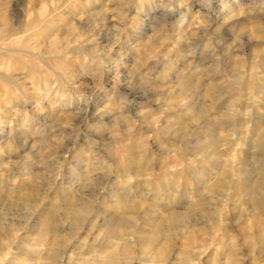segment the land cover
Masks as SVG:
<instances>
[{
    "label": "rangeland",
    "instance_id": "obj_1",
    "mask_svg": "<svg viewBox=\"0 0 264 264\" xmlns=\"http://www.w3.org/2000/svg\"><path fill=\"white\" fill-rule=\"evenodd\" d=\"M16 1L0 0V21L6 22L0 35L15 23ZM23 7L22 18L30 20L28 0ZM153 7L150 0L127 7L118 0H66L47 22L54 30L45 40L31 42L28 33L0 42V79L11 81L0 80V264H264L261 33L251 26L243 31L250 22L232 0H224L223 10L222 0H214L207 36L200 30L179 39L170 28L154 43L159 50L152 58L142 46L144 13ZM178 8L206 11L195 0ZM76 24L85 26L87 40L75 33V47L48 53L50 43ZM241 32L243 43H234ZM94 51L106 65L102 80L89 75ZM138 52L148 57L144 71L165 88L166 101L137 118L135 150L129 152V144L122 152L89 157L91 142L83 137L71 153L58 147L59 123L50 111L57 80L67 76L92 97L88 123L111 127L117 115L105 110L111 93L91 86L111 89L117 71L134 69ZM21 85L29 117L42 108L40 119L48 118L39 136H33L35 123L22 134L15 105L5 103ZM37 140L47 142L43 149L33 148Z\"/></svg>",
    "mask_w": 264,
    "mask_h": 264
},
{
    "label": "clouds",
    "instance_id": "obj_2",
    "mask_svg": "<svg viewBox=\"0 0 264 264\" xmlns=\"http://www.w3.org/2000/svg\"><path fill=\"white\" fill-rule=\"evenodd\" d=\"M113 2V0H110ZM143 0H135V3H142ZM154 5L148 12L144 13L143 28L147 29L144 32L143 39L145 41L143 48H147L152 51V58L156 57V52L159 50L154 47V43L158 42L161 38H167L168 30L174 28L177 31L174 33L179 39H183L189 32L193 35L200 30H203L205 36L208 34V29L211 27L209 20L213 14L212 4L214 0H195L196 4L201 6L195 14L191 13V9L180 11L178 6H182L185 0H167L165 4L164 0H160L157 5L156 0H150ZM239 8L244 9L245 18L250 22L246 25L243 31H248L249 26L256 28L261 33V40H264V0H232ZM118 3L127 7L128 4L133 3V0H118ZM222 0V8L223 10ZM42 8L48 7L47 4L42 3ZM254 8V12H250L249 9ZM158 13V14H157ZM178 13V14H177ZM192 15L191 22L189 23V16ZM104 15L103 10L96 13L97 17ZM207 17V19H205ZM252 21H260V23H251ZM123 22V21H121ZM185 25H188L185 28ZM183 30V31H181ZM195 30V31H194ZM229 33H232L233 28L229 27ZM90 34V33H89ZM241 33L235 34L234 43H243L240 40ZM81 39L87 40V37ZM91 43L92 41H88ZM80 43V40H77ZM210 38L205 47H210ZM69 47H75V45H69ZM141 49V50H142ZM79 51V50H78ZM97 55L95 63V71L89 73L96 79L97 77L102 80L100 70L106 67L103 60L99 59V55L95 51L92 53ZM189 55H195V52L191 49L188 52ZM86 59V58H85ZM147 59L138 52L135 67L127 75L121 74L117 71L112 88L108 89L101 83H94L91 87L94 91H103L108 95L109 103L106 105L105 110H109L117 115L114 117V122L111 127H99L97 124L88 123L89 113L91 112L92 97L80 89V86L72 84L68 80L67 76L63 79H58L57 84L60 85V89L57 91V97L54 102H51V114L57 116L59 123L58 128H54L56 135L53 137L58 147L65 148L66 152L71 153L74 151L76 144L81 137L85 139V142H91V151L88 153L89 157H96L108 153L112 154L113 151L119 149L121 152L123 149L129 147V144L133 145V148L129 149V152L135 150V141L131 138V133L135 130L138 124V117H144L151 114V106L153 104L160 105L166 101L164 96L165 88L153 85L149 78V73L144 71L147 68ZM218 59V57L216 58ZM210 68H214V65H210ZM59 71V69H57ZM63 75V74H62ZM139 78V82H137ZM157 79H163L164 77L158 76ZM53 79H56L53 77ZM124 88L125 91H120ZM51 96L49 91L45 95L47 100ZM28 92L21 85L19 89L11 90V99L5 101L9 107H13V111L20 116V122L18 128L22 130V134L31 131V125L35 123L37 125L36 131L33 132V136L41 135L43 128L47 127V117L41 120L40 117L45 111L42 108L37 109V114L29 117L26 105L29 103ZM57 110H59L57 112ZM101 109L97 108L93 116L98 114ZM65 112L68 114L65 116ZM60 117H64L60 120ZM127 138V142H126ZM147 139V138H145ZM47 142L44 140H37L33 148H42ZM142 143V142H141ZM46 151V150H45ZM127 156L128 153H123ZM43 159V152H42ZM50 160H56L55 156L49 158ZM62 163L57 161V164ZM111 164L108 165L110 169Z\"/></svg>",
    "mask_w": 264,
    "mask_h": 264
},
{
    "label": "bare ground",
    "instance_id": "obj_3",
    "mask_svg": "<svg viewBox=\"0 0 264 264\" xmlns=\"http://www.w3.org/2000/svg\"><path fill=\"white\" fill-rule=\"evenodd\" d=\"M28 3L30 5V8L28 10V19L27 21L22 18V14L24 11L22 10V7L25 5V0H17L13 4V10L15 13V23L12 26V29H8L7 31L3 30L4 36L0 35V42L2 44H7V42H14L18 39L19 35L22 34H28V40L32 42L34 38H39L45 40L46 37L49 35L50 31L54 30L47 22L49 21H55L53 13L60 9L65 3L66 0H28ZM42 3L47 4L48 7L42 8V6L38 9L37 7L41 5ZM50 4L53 5V8H50ZM24 8V7H23ZM26 9V8H25ZM27 11V10H26ZM30 11V13H29ZM34 15V16H33ZM33 16V18H32ZM6 26L5 20L0 21V29H4ZM2 31V34H3ZM78 33L80 37L84 35H88V31L86 30L85 26L83 24H76L74 29L63 32L60 34L61 36H58L57 39L53 40L50 45L47 47L48 53L51 54H58L60 52H64L69 48V45H71L73 42H77V40H71V37L73 34ZM60 37V38H59ZM64 41H66L65 44H62ZM23 42V41H22ZM40 44L36 43V46H39ZM35 48V47H33ZM7 50V49H6ZM3 83H10L11 81L7 78L0 79ZM1 93V92H0ZM0 105H3V102H0ZM262 185L264 186V182H262ZM90 209V206L85 209V211H88ZM49 221L45 222L43 224V229L46 230L48 227Z\"/></svg>",
    "mask_w": 264,
    "mask_h": 264
}]
</instances>
